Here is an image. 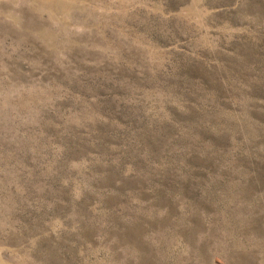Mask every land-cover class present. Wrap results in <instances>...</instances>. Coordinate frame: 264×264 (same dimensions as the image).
<instances>
[{"label":"rangeland","instance_id":"374dc122","mask_svg":"<svg viewBox=\"0 0 264 264\" xmlns=\"http://www.w3.org/2000/svg\"><path fill=\"white\" fill-rule=\"evenodd\" d=\"M0 264H264V0H0Z\"/></svg>","mask_w":264,"mask_h":264}]
</instances>
